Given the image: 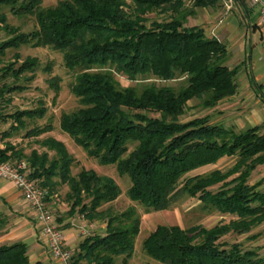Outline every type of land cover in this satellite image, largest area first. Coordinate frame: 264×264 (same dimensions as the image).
<instances>
[{"label": "trees", "instance_id": "obj_1", "mask_svg": "<svg viewBox=\"0 0 264 264\" xmlns=\"http://www.w3.org/2000/svg\"><path fill=\"white\" fill-rule=\"evenodd\" d=\"M219 1L190 0L187 5L185 0H59L43 7L42 0H0V24L13 33L0 44V53L21 44L61 53L64 67L75 73L70 91L80 106L60 114L59 128L89 158L115 165L119 175L129 177L126 195L132 202L145 211H161L187 195L204 209L230 216L210 227L157 225L141 242L156 264H264V255L256 249L223 239L229 234L255 239L258 234H250L251 229L264 223V190L259 189L264 179L248 183L252 171L264 165V132L259 126L236 131L211 123L209 115L180 120L189 100L199 99L203 108H212L236 90L239 67L227 65L225 45L199 26L187 25L197 8L214 7ZM5 9L31 17L34 29L26 33L9 26ZM149 13L165 15L149 19ZM37 64V58L30 57L18 69L8 63L0 68V79L32 72ZM118 75L130 81L151 76L182 82L178 87L154 82L122 86ZM58 80L48 79L55 92ZM5 90L2 84L0 97ZM44 114L43 107L17 110L9 117L16 126H25L23 116ZM51 130L52 125L45 124L26 134L38 137ZM6 136L0 133V160L26 161L29 177L50 193L66 185V216L78 214L106 224L104 234L80 242L72 263L114 264L122 256L126 264L134 254L140 216L134 206L122 212L102 208L121 194L115 180L86 168L73 175L74 158L54 137L37 139L42 151L25 153L4 141ZM224 157L235 159L228 169L188 176ZM0 264H31L26 244L0 245Z\"/></svg>", "mask_w": 264, "mask_h": 264}, {"label": "rangeland", "instance_id": "obj_2", "mask_svg": "<svg viewBox=\"0 0 264 264\" xmlns=\"http://www.w3.org/2000/svg\"><path fill=\"white\" fill-rule=\"evenodd\" d=\"M58 1L59 0H42L41 5L43 7H48L55 5ZM125 1L127 3L131 2V0ZM185 2L187 5H190V0H185ZM214 7H207L205 9L210 11V9ZM203 9L204 8H197L195 15L188 18L187 25H196L198 16L201 14ZM5 11L7 15V23L12 28H17L19 32L26 33L34 29L35 26L31 17H17L12 15L8 10L5 9ZM231 11L235 12L234 9ZM164 15L165 14L149 13L147 17L149 19L160 20L164 18ZM238 21L239 26L242 28L256 27V24L247 25L242 17ZM11 35H13L12 31L7 30L5 25L1 24L0 44L10 38ZM28 57L37 58L38 61L37 66H35L32 72L26 70L16 74L15 76L9 74L0 79V87L4 84L7 90H5L4 95L0 97V133H5V135H7L4 138V141H9L15 147L21 148L25 153H29L32 148L42 151V147L35 141L46 136L54 137L62 141L66 145L69 153L73 156L74 162L71 165V173L73 175L81 168H86L93 169L98 174L110 176L115 180L121 189V194L113 202L104 204L102 208L110 207L114 212H122L129 206H134L140 216V230L134 243V254L126 264L157 263L155 260L148 257L141 248L142 240L157 225H179L183 228H188L194 225L210 227L220 220L228 221L230 218L229 215H221L214 210L204 209L196 197H189L187 195L181 196L172 206L161 211H145L141 205L132 202L126 195V190L130 186L129 177L127 175H119L115 169V165H101L95 159L89 158L85 154L83 148L77 146L68 134L59 128L58 121L60 114L62 112L72 111L80 106L78 98L70 91V84L74 80L75 73L64 67L61 53L51 49L50 47H33L29 44H21L17 47L6 48L2 53H0V68L4 65H8V63L14 62L15 65L13 67L18 69L24 59ZM45 67H47V71L44 69ZM53 77H57L59 79L57 81V85L59 87L57 92L48 87V79ZM145 77H147V79H142L140 77L137 81H130L123 76H116L122 86H134L138 82H154L156 85L178 87L182 82V78L161 81L151 76ZM223 100L212 108H203L200 105L199 99L189 100L187 109L180 117V120L187 121L194 117L209 115L211 123L222 124L225 127H232L236 131L243 130L245 128V122H242L240 115H231V113H233L231 108L224 105ZM43 107L45 109V114L42 118H29L27 116H23L21 118V121H24L25 126H16L17 123L9 117L11 113L17 110H34ZM45 124L52 125V130L50 132L43 133L38 137L28 136L26 134L34 126H42ZM259 128L261 132H264V122L259 124ZM3 145L4 144L0 143L1 148ZM53 154L54 153L52 152L50 156ZM11 161L21 162L24 160L12 159ZM234 161V158L224 157L215 164L191 171L188 173V176L204 173L216 168L226 170L233 165ZM27 170L29 171V168H27ZM260 179H264V165L257 166L256 169L252 171L248 179V183L253 184ZM212 189H217V186H214ZM259 189L264 190V182H262L259 186ZM66 190V185H60L54 193L49 192V197H55L58 205L62 206V203H64V206L62 207L66 209L64 212L65 215L68 210V205L65 202ZM49 197H47L46 201ZM74 216L79 215L75 214ZM87 232L89 233L91 230L89 229ZM250 234H258V236L255 239H249L247 234H229L223 239L227 241L241 242L243 247L254 248L260 255H264V223L253 227ZM114 264H124L122 262V256L116 257Z\"/></svg>", "mask_w": 264, "mask_h": 264}, {"label": "crops", "instance_id": "obj_3", "mask_svg": "<svg viewBox=\"0 0 264 264\" xmlns=\"http://www.w3.org/2000/svg\"><path fill=\"white\" fill-rule=\"evenodd\" d=\"M241 17L247 25L256 24V27H240L238 20ZM257 19L256 7L248 0H220L210 11L204 8L196 24L207 36H214L225 45L228 52L227 65L239 67L235 77V93L224 99L223 104L231 108V115L241 116L242 122H245L244 129L264 122V41ZM47 205L56 224L63 230L66 245L73 252L85 237L105 233L106 224L103 221H87L81 216H66V209L62 207L64 203L62 206L58 205L55 197H49ZM0 219V245L23 242L27 246L31 264H57L50 257L40 236L34 211L25 202L15 184L1 178ZM89 229L91 232L88 233Z\"/></svg>", "mask_w": 264, "mask_h": 264}, {"label": "built area", "instance_id": "obj_4", "mask_svg": "<svg viewBox=\"0 0 264 264\" xmlns=\"http://www.w3.org/2000/svg\"><path fill=\"white\" fill-rule=\"evenodd\" d=\"M256 7L257 24L262 29V41H264V0H248ZM228 9V6H226ZM264 59V54H262ZM26 162L0 160V178L12 181L20 191L23 199L35 213L39 233L42 237L50 257L57 264H73V250L64 241L63 230L56 224L53 213L46 204L50 196L48 188L40 185L37 179L29 177Z\"/></svg>", "mask_w": 264, "mask_h": 264}]
</instances>
